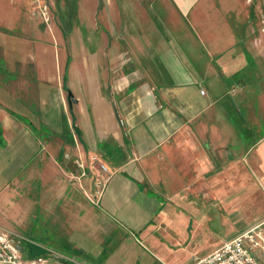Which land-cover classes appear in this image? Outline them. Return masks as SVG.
I'll list each match as a JSON object with an SVG mask.
<instances>
[{"label": "crops", "instance_id": "1", "mask_svg": "<svg viewBox=\"0 0 264 264\" xmlns=\"http://www.w3.org/2000/svg\"><path fill=\"white\" fill-rule=\"evenodd\" d=\"M90 11L72 56L28 0H0V199L30 182L34 214L80 263L190 264L264 217V22L250 0H90ZM74 139L110 171L97 204L92 171L75 181L64 158Z\"/></svg>", "mask_w": 264, "mask_h": 264}, {"label": "rangeland", "instance_id": "2", "mask_svg": "<svg viewBox=\"0 0 264 264\" xmlns=\"http://www.w3.org/2000/svg\"><path fill=\"white\" fill-rule=\"evenodd\" d=\"M83 1V9L87 11L84 13L80 9L81 0H28L30 8H33L34 12L40 17L41 26H46L50 33L53 32L55 34L57 49L61 54L72 56L78 54L81 40H85V36L83 38L80 34L82 31L81 21L84 24L88 23V26H92L96 19L95 14L90 11V0ZM250 3L252 11L258 12L259 22H264V0H250ZM43 8L46 9L47 13L43 14ZM57 26L60 29L62 26L66 28L70 27L68 30V34L69 32L70 34L62 36ZM163 31L168 34L167 29H163ZM60 69L63 68L60 67ZM32 83L31 77L23 78L21 85L23 86L22 91L25 92L23 94L24 98L30 95L28 94V90L31 87L29 84ZM27 99L30 100V98ZM75 142L74 139L73 146L68 148L64 155L65 159L72 162L74 166L72 171L74 173L77 171L74 162L77 156ZM13 183V186L7 189L8 194L5 190L3 191L2 194H5L6 197L2 200L0 199V228L7 233L10 240L16 241L23 247L22 254L24 256L36 255L41 247L45 249L46 246L51 245L67 256H70L68 254H73L74 256L88 259L85 253L78 250H72L71 248H69L70 250L64 249L63 245L66 244V240L62 234L63 230H55L48 227L46 223L43 224L39 221V217L33 211L34 203L31 196L32 189L30 182L22 183L14 181Z\"/></svg>", "mask_w": 264, "mask_h": 264}, {"label": "built area", "instance_id": "3", "mask_svg": "<svg viewBox=\"0 0 264 264\" xmlns=\"http://www.w3.org/2000/svg\"><path fill=\"white\" fill-rule=\"evenodd\" d=\"M43 14L46 9L43 8ZM201 92H203L201 90ZM77 171L72 179L80 181L92 173V190L86 193L92 204H97L105 188L110 171L95 156L87 163L80 154L75 157ZM0 264H83L61 252L48 248L44 253L24 256L22 251L11 245L7 233L0 228ZM190 264H264V217L240 230L233 238L224 241L211 252L192 255Z\"/></svg>", "mask_w": 264, "mask_h": 264}, {"label": "trees", "instance_id": "4", "mask_svg": "<svg viewBox=\"0 0 264 264\" xmlns=\"http://www.w3.org/2000/svg\"><path fill=\"white\" fill-rule=\"evenodd\" d=\"M65 90L67 93L66 99H67V102L69 105L70 102L73 100V95L68 88L65 87ZM17 117L20 118L21 120H23L24 122H26L29 125V127L31 128V130L41 139V141L46 140L47 136L50 135L51 132L49 131V129H47V127L45 125L39 124L36 126V125H33L29 120H27L23 116H17ZM41 253H44V250L39 249L36 254H41Z\"/></svg>", "mask_w": 264, "mask_h": 264}, {"label": "water", "instance_id": "5", "mask_svg": "<svg viewBox=\"0 0 264 264\" xmlns=\"http://www.w3.org/2000/svg\"><path fill=\"white\" fill-rule=\"evenodd\" d=\"M10 243H11V245H13L14 247H16L20 251L22 250L21 246H19V244L16 241L10 240Z\"/></svg>", "mask_w": 264, "mask_h": 264}]
</instances>
